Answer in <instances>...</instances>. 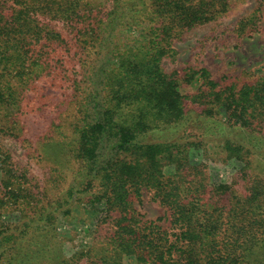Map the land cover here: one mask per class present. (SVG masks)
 Wrapping results in <instances>:
<instances>
[{
  "label": "trees",
  "instance_id": "trees-1",
  "mask_svg": "<svg viewBox=\"0 0 264 264\" xmlns=\"http://www.w3.org/2000/svg\"><path fill=\"white\" fill-rule=\"evenodd\" d=\"M231 7L232 0H0V133L18 129V115L40 102L37 90L36 99L29 95L36 81L63 69L57 51L68 52L73 40L87 57L97 51L80 66L77 90L86 95L69 126L54 124L67 137L64 159L75 164L65 191L37 192L0 145V264H264V176L249 168L264 157V80L223 85L205 67H164L172 37L218 23ZM205 121L217 130L199 131ZM209 144L224 161L244 162L238 176L252 179L228 216L217 205L230 200L231 185L208 190V165L190 159ZM189 168L201 175L197 187L186 182ZM145 189L155 190L164 215L144 219L133 207ZM79 205L114 225L106 239L66 255L55 222Z\"/></svg>",
  "mask_w": 264,
  "mask_h": 264
},
{
  "label": "rangeland",
  "instance_id": "rangeland-1",
  "mask_svg": "<svg viewBox=\"0 0 264 264\" xmlns=\"http://www.w3.org/2000/svg\"><path fill=\"white\" fill-rule=\"evenodd\" d=\"M52 24L58 25V22L53 21ZM130 30H133L132 27ZM62 31L67 33L65 29ZM171 43L175 50L174 56L164 60V67L168 72L177 69L181 74H185L189 67L195 69L205 67L214 80L223 85L236 84L239 87L246 82L256 83L264 80V0H232L230 12L218 23L199 27L182 36H174ZM54 46L56 49L53 47L52 51L60 50L58 42H54ZM90 51L89 57H87L89 50L85 53L78 51L74 40L68 52L61 54L57 51L56 59L62 56L63 60H66L59 61L63 63L61 65L63 69H59L55 77L36 81L29 95L36 99L37 90L41 93L40 102L34 108L18 115L17 120L20 122L18 129L12 133H0L2 148L12 154L17 167L26 172L28 179L39 186L36 191H42L43 196L55 197L74 182L75 164L64 159L63 144L67 137H62L54 124L68 127L73 110L86 95L83 91L78 92L76 80L79 83L85 81V76L80 73V70L82 72L80 66L85 64L84 68L87 67L86 58L90 59L97 55L94 49ZM69 55L74 58L71 64L68 63ZM83 87H86V82ZM2 118L0 114V125L6 120ZM206 123L205 121L204 127L199 131L206 130L207 127H212V131L217 130L212 124ZM168 130L159 128L157 133L163 134ZM244 134L241 131L240 137L246 138ZM213 147V144H209V149L206 147L194 150L190 159L195 164L202 162L208 165L207 177L204 178L209 183L208 190H212L218 183L231 185L230 200L221 199L217 205L222 207L228 216L229 209L237 201V197L240 198L247 192L252 179L247 176L248 174H242L243 170L238 176L237 171L244 162L237 158L226 162L212 152ZM249 162L251 176H264V157L256 155ZM188 170L191 175L186 178L188 180L186 182L192 181L193 186L197 187L194 180L201 178V175L195 168ZM166 171L173 173L175 167L169 166ZM154 192V189H145L141 202L132 196L133 207L144 219H156L166 211V206L154 198ZM10 215L12 214L6 216ZM100 215L96 208L85 205L77 206L74 213L69 216L58 215L55 229L63 239H66V255L77 249H88L96 239H106L105 234L111 232L114 224L106 214ZM160 224L168 228L171 223L162 220Z\"/></svg>",
  "mask_w": 264,
  "mask_h": 264
}]
</instances>
